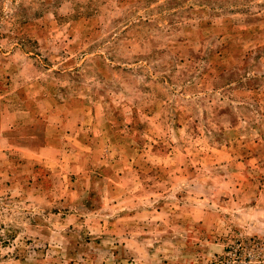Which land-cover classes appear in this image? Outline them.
I'll use <instances>...</instances> for the list:
<instances>
[{
	"label": "rangeland",
	"instance_id": "374dc122",
	"mask_svg": "<svg viewBox=\"0 0 264 264\" xmlns=\"http://www.w3.org/2000/svg\"><path fill=\"white\" fill-rule=\"evenodd\" d=\"M0 264H264V0H0Z\"/></svg>",
	"mask_w": 264,
	"mask_h": 264
}]
</instances>
